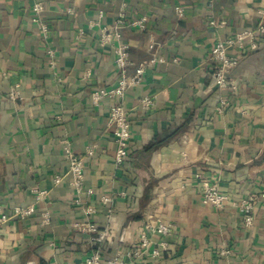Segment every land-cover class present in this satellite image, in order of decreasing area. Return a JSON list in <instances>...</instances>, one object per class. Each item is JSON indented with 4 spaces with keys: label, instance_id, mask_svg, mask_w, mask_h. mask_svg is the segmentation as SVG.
I'll return each mask as SVG.
<instances>
[{
    "label": "crops",
    "instance_id": "crops-1",
    "mask_svg": "<svg viewBox=\"0 0 264 264\" xmlns=\"http://www.w3.org/2000/svg\"><path fill=\"white\" fill-rule=\"evenodd\" d=\"M38 2L47 39L33 21ZM123 3L127 21L147 17L145 29H122L128 75L158 61L123 96L95 102L120 77L117 40L103 44L101 34ZM262 23L264 0H0V217L35 205L2 223L0 264H81L97 250L125 264H264V197L252 225L237 205L264 193V37L240 53L223 86L211 60L219 40ZM16 85L20 98L11 100ZM143 96L152 108L139 105ZM116 104L132 123L121 164L109 123ZM64 141L84 158L83 194L71 184ZM205 180L228 196L224 207L204 201ZM160 221L168 236L156 232ZM88 222L103 242H90Z\"/></svg>",
    "mask_w": 264,
    "mask_h": 264
},
{
    "label": "built area",
    "instance_id": "built-area-1",
    "mask_svg": "<svg viewBox=\"0 0 264 264\" xmlns=\"http://www.w3.org/2000/svg\"><path fill=\"white\" fill-rule=\"evenodd\" d=\"M209 1L210 4H212L213 0ZM126 7V3H123L120 7L118 17L114 25L112 26V29H109L108 27L102 28L101 42L103 44L111 41L113 38L117 40V43L114 45V50L116 53L115 62L120 72V77L115 86L111 88H102L99 91L95 92L93 94L95 102H98L104 97L113 98L116 96H123L127 89L141 84L146 67L158 61L157 57H153L148 61H144L139 64L136 69V72L132 76L128 75L127 70L128 65L130 64V46L129 44L121 41L122 29L127 25L134 26L140 29H145L147 17L143 16L142 18L129 22L127 21ZM42 9V3L38 2L34 4L33 10L35 12V16L33 17V21L36 23L41 36L44 39H47L49 37L50 30L49 25L41 19ZM174 10L178 17L184 16L185 10L182 6L176 5L174 7ZM80 33L82 34L83 31L81 30ZM263 37L264 24L262 23L254 29H245L242 31H238L234 36H230L226 39H221L217 42V44L212 49L211 60L212 76L218 86H223L226 83H229L228 74L238 64L240 60V53L245 49L255 50L259 48L260 42ZM232 46L237 47L239 52L235 54H229L228 48ZM47 52L52 60V63L54 64L55 51L49 48ZM159 60L162 59L160 58ZM4 75V73H0V77ZM9 98L11 100H17L18 98H20L19 85L13 87V89L9 93ZM154 104L155 100L152 96H143L139 99V105H141L145 109L152 108ZM109 123L110 126L113 128V134L117 143L116 161L121 164L127 154L128 145L132 137V123L127 110L122 104H116L111 108ZM64 144L65 152L70 160L69 172L72 175L71 184L77 193L83 194L85 192L83 186L85 176L84 158L79 157L75 152H73L68 141H64ZM95 148L96 145L91 146L87 150V155H93ZM59 181L60 178L57 177L56 182ZM88 193H91V191L88 190ZM44 195V191L39 192L37 198L42 199L44 198ZM260 197H264V193L261 195L249 194L247 197L243 198L240 202H238L237 205L243 214L245 224H253V221L255 219L256 205ZM203 199L206 203H210L216 207L222 208L227 203L228 196L223 194L219 190V186L216 182L205 180L203 182ZM34 211V204H31L26 207H15L11 215L5 213L1 215L0 227L2 223L6 222L12 217H26L31 215ZM91 211L92 209L89 208L87 210V213H90ZM81 229L90 235V242L101 243L104 241L105 235L99 232L96 224L88 222L84 224L83 228ZM155 230L157 233L162 234L164 236H168L170 234V226L161 221L157 224ZM142 244L143 246L148 244V239L145 235L142 236ZM160 246L162 249H166L168 247V243L166 241H161ZM157 251L159 252V250ZM81 264H125V261L121 254H116L112 258L104 261L102 259L101 252L97 250L96 252L87 255L81 262Z\"/></svg>",
    "mask_w": 264,
    "mask_h": 264
},
{
    "label": "trees",
    "instance_id": "trees-1",
    "mask_svg": "<svg viewBox=\"0 0 264 264\" xmlns=\"http://www.w3.org/2000/svg\"><path fill=\"white\" fill-rule=\"evenodd\" d=\"M152 145L156 146L157 145V142L152 143Z\"/></svg>",
    "mask_w": 264,
    "mask_h": 264
}]
</instances>
